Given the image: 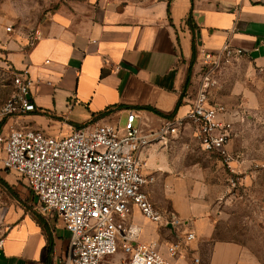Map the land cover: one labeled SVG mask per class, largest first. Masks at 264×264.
I'll list each match as a JSON object with an SVG mask.
<instances>
[{"label":"crops","instance_id":"0c3cea01","mask_svg":"<svg viewBox=\"0 0 264 264\" xmlns=\"http://www.w3.org/2000/svg\"><path fill=\"white\" fill-rule=\"evenodd\" d=\"M6 33L0 29L7 61L15 73L26 72L33 81L28 97L35 110L0 117V135L12 125L66 136L82 126L125 123L130 111L136 113L135 126L154 130L188 111L200 51L216 53L225 44L244 54L239 63L213 74L218 90L220 74L239 64L256 69L264 85V0H85L50 13L25 41H10ZM193 42L196 58L186 84ZM178 102L176 113L167 118ZM210 102L224 107L212 95ZM225 109L234 139L238 119L235 111ZM186 133L140 154L144 173L153 178L146 187L153 207L176 216L180 224L147 222L135 207L124 223L139 227L138 240L155 241L163 254L167 246L180 243L172 264H195L194 259L196 264H261L240 244L216 239L210 204L171 176L175 141L184 136L194 143ZM4 157L0 146V264H68L69 233L56 215L35 210L37 200L26 180L3 167ZM189 233L194 240L186 242ZM127 258L119 245L103 264H125Z\"/></svg>","mask_w":264,"mask_h":264},{"label":"built area","instance_id":"2783aa9c","mask_svg":"<svg viewBox=\"0 0 264 264\" xmlns=\"http://www.w3.org/2000/svg\"><path fill=\"white\" fill-rule=\"evenodd\" d=\"M5 32H11V26ZM243 54L228 44L216 53L201 50L197 87L188 111L182 118L165 120L154 130L144 132L135 126L136 113L130 111L119 128L124 132L120 138L114 127L98 124L78 127L59 137L10 125L0 135L3 167L26 180L37 200L35 210L44 216L56 215L69 233L66 263L103 264L119 245L128 256L125 264H172L178 257L180 243L167 246L163 254L155 241L138 240L139 227L124 223L135 207L152 223L180 224L176 216L164 215L153 207L146 192L153 178L144 173L146 162L140 154L187 132L202 152L217 157L232 170V123L223 118L225 107L212 104L210 97L216 87L215 70ZM12 85L15 90L1 117L33 112L28 97L33 81L27 73H14ZM192 240L194 235L187 234L185 241ZM2 246L0 239V255Z\"/></svg>","mask_w":264,"mask_h":264},{"label":"rangeland","instance_id":"374dc122","mask_svg":"<svg viewBox=\"0 0 264 264\" xmlns=\"http://www.w3.org/2000/svg\"><path fill=\"white\" fill-rule=\"evenodd\" d=\"M84 1L0 0V29L12 26L11 32H5L8 40L25 41L50 13ZM5 42L0 38V114L14 92L15 72L7 61ZM237 59L220 65L215 72L239 63ZM258 74L252 66H231L219 76L220 90L216 81L212 91L213 101L235 111L238 119V134L232 137L229 149L232 170L183 136L173 145L176 170L170 174L184 181L196 198L210 204L216 239L240 244L264 264V85ZM224 85L227 88L223 89ZM219 97H225L224 101L220 102ZM123 126L124 122L114 126L119 138L124 136L119 130Z\"/></svg>","mask_w":264,"mask_h":264},{"label":"trees","instance_id":"16d2710c","mask_svg":"<svg viewBox=\"0 0 264 264\" xmlns=\"http://www.w3.org/2000/svg\"><path fill=\"white\" fill-rule=\"evenodd\" d=\"M189 19H190V17H189ZM189 19H188V21H189ZM195 58H196L195 42H193V46H192V59H191V62H190V65H189V69H188V74H187V78H186V84L189 81V77H190V74H191V69H192V66H193V64L195 62ZM179 106H180V103L178 102L177 105H176V107H175V109L173 110V112L170 115L166 116V117L167 118L168 117L172 118L173 115L176 113V111H177V109H178ZM149 110L151 112L155 113V114H159V115L161 114V113H159V112H157V111H155L153 109H149Z\"/></svg>","mask_w":264,"mask_h":264},{"label":"water","instance_id":"95a60500","mask_svg":"<svg viewBox=\"0 0 264 264\" xmlns=\"http://www.w3.org/2000/svg\"><path fill=\"white\" fill-rule=\"evenodd\" d=\"M196 39L198 40V45H200V42H199L200 34L198 32L196 33Z\"/></svg>","mask_w":264,"mask_h":264}]
</instances>
